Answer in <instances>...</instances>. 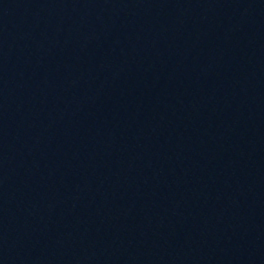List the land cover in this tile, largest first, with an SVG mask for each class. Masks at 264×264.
I'll list each match as a JSON object with an SVG mask.
<instances>
[{
  "label": "water",
  "instance_id": "95a60500",
  "mask_svg": "<svg viewBox=\"0 0 264 264\" xmlns=\"http://www.w3.org/2000/svg\"><path fill=\"white\" fill-rule=\"evenodd\" d=\"M0 264H264V0H0Z\"/></svg>",
  "mask_w": 264,
  "mask_h": 264
}]
</instances>
